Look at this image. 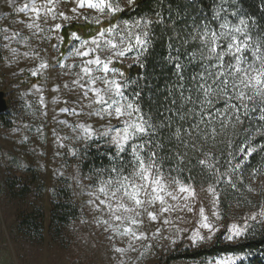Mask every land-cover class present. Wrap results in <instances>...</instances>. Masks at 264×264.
<instances>
[{
  "label": "snow or ice",
  "instance_id": "6c2138e0",
  "mask_svg": "<svg viewBox=\"0 0 264 264\" xmlns=\"http://www.w3.org/2000/svg\"><path fill=\"white\" fill-rule=\"evenodd\" d=\"M4 7L0 59L22 78L19 111L39 113L38 138L51 127L53 159L62 161L53 177L67 179L62 169L73 168L69 186L87 197L115 264H139L185 239L186 247L211 242L221 227L228 242L264 231V0L259 16L243 0H155L139 15L138 0H4ZM74 24L96 30L71 31L65 45ZM161 42L160 71L150 73L148 57ZM134 66L142 70L135 76ZM53 74L62 82L48 88ZM29 78L43 83L20 87ZM32 128H13L24 133L19 144L30 143ZM31 154L45 155L36 147ZM229 198L228 207L250 211L218 226L212 218L224 219ZM180 213L197 217L192 227L175 223ZM249 254L203 264H236Z\"/></svg>",
  "mask_w": 264,
  "mask_h": 264
},
{
  "label": "rangeland",
  "instance_id": "374dc122",
  "mask_svg": "<svg viewBox=\"0 0 264 264\" xmlns=\"http://www.w3.org/2000/svg\"><path fill=\"white\" fill-rule=\"evenodd\" d=\"M72 6L71 3L66 5L67 8ZM5 10L4 0H0V27L9 24V20L3 19ZM12 27L22 29L19 24H14ZM4 55H6V51L0 50V57ZM19 67H26V65L21 63ZM12 71L13 69L6 67L3 60L0 59V91L5 94L8 106L4 113L6 123L0 120V264H115L114 254L110 251L105 235L91 223V215L87 207L84 206L87 197L80 195L79 189L69 186L72 185L73 168L69 166L62 169L67 179L53 177L52 170L60 168L62 161L53 159L56 148L52 143L51 127H45L43 139L35 135V126L40 124L42 119L39 117V113L33 118L30 112L21 113L19 111L16 85L22 78H14L11 74ZM59 82L62 81H57L53 74L48 82V88ZM32 83H43V81L37 78L33 82L32 78H29V83L20 85V87L27 89ZM52 95L54 93H46L48 98ZM50 118L51 113H49V120ZM21 122L33 125L32 132L28 133L30 143L26 145H21L18 142L24 133L13 132V128ZM33 147L42 150L45 155L31 154ZM21 162L25 166L22 169L19 167ZM9 182L12 186L11 189ZM53 185L56 190L68 187L72 194L75 192L73 198L79 206L80 212L76 220L58 233L51 224V212L55 198L54 195L50 198L48 189ZM199 195L205 201L207 210L206 194L200 192ZM253 199L255 200V198ZM229 203L234 204V201L229 198L225 205H221L223 220L215 221L212 218L218 226L231 223L244 212L250 211L246 207L239 209L228 207ZM179 215L184 216V220L176 219L175 215L172 218L180 227L190 228L197 219L193 214L180 213ZM26 216H32L33 220L42 224L41 239L36 228H19L21 218H26ZM81 219L89 222L81 223ZM224 231L225 228L221 227L220 232L211 242L196 247H186L185 245H189V241L185 239L175 248H169L166 251L157 249L155 253L148 252L139 260V264H159L160 260L175 251L211 246L219 236L223 237ZM243 239L228 242L222 238L223 241L231 244L238 243ZM128 255L132 260L136 257V253ZM203 262L176 261L172 264H203ZM129 264H132L131 260Z\"/></svg>",
  "mask_w": 264,
  "mask_h": 264
},
{
  "label": "trees",
  "instance_id": "16d2710c",
  "mask_svg": "<svg viewBox=\"0 0 264 264\" xmlns=\"http://www.w3.org/2000/svg\"><path fill=\"white\" fill-rule=\"evenodd\" d=\"M173 6H176L179 3V0H170ZM260 0H243L244 6L247 7L250 13H253L257 16L261 15V12L258 8ZM155 6V0H138V8L136 14H143L144 12L151 11ZM130 13L125 14L127 18ZM91 26L84 25L83 27L80 24H74L70 28L64 30L65 43L67 45L68 34L71 31H78L84 34L85 36L95 32V28L89 31ZM164 54L163 43H158L154 53L148 57L147 61V71L152 73H159L160 69L158 67V58ZM133 76L142 70L133 67L128 70ZM37 78H32V81L35 82ZM0 120L6 123L5 114L0 115ZM95 159H99L96 157ZM258 157L254 156L252 158V163L255 165L258 162ZM92 161H87L84 170L87 171V164ZM9 187L11 189L12 186ZM55 201L53 203L52 212H51V224L56 232H60L63 228L70 225L74 220L79 216V206L74 201L73 194L70 188H61L57 189L54 194ZM222 205H225L223 203ZM20 229H32L36 228L40 239L42 238V224L37 223L32 219V216H26V218H21ZM250 253V254H249ZM235 254V255H247L246 259H242L236 262V264H264V231L258 230L255 236L249 235L247 238H244L238 243H227L222 240L221 236L208 247L199 248V249H185L182 251H175L172 254L168 255L166 258L160 260L159 264H172L176 261L183 262H203L210 257H220L224 255Z\"/></svg>",
  "mask_w": 264,
  "mask_h": 264
},
{
  "label": "water",
  "instance_id": "95a60500",
  "mask_svg": "<svg viewBox=\"0 0 264 264\" xmlns=\"http://www.w3.org/2000/svg\"><path fill=\"white\" fill-rule=\"evenodd\" d=\"M7 109L8 106H7L6 96L2 91H0V115L4 114Z\"/></svg>",
  "mask_w": 264,
  "mask_h": 264
}]
</instances>
